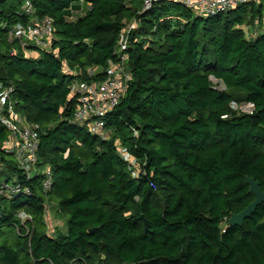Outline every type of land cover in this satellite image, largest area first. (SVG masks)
<instances>
[{
  "label": "trees",
  "instance_id": "1",
  "mask_svg": "<svg viewBox=\"0 0 264 264\" xmlns=\"http://www.w3.org/2000/svg\"><path fill=\"white\" fill-rule=\"evenodd\" d=\"M26 1L54 27L36 57L11 36L30 20ZM263 20L264 0L208 18L164 1L142 12V0H0V86L38 133L37 166L51 171L44 192L4 148L0 124V189L29 190L0 194V264H264V203L227 226L254 201L245 177L264 194ZM131 21V79L103 119V141L73 121L72 74L103 81ZM117 145L137 162L135 176ZM46 208L64 231H47Z\"/></svg>",
  "mask_w": 264,
  "mask_h": 264
},
{
  "label": "built area",
  "instance_id": "2",
  "mask_svg": "<svg viewBox=\"0 0 264 264\" xmlns=\"http://www.w3.org/2000/svg\"><path fill=\"white\" fill-rule=\"evenodd\" d=\"M173 2L192 11L202 18L217 16L226 13L236 7L257 3L259 0H142V12L148 11L158 2ZM23 13L30 17L25 25L17 24L11 31V36L17 39L26 55L32 52L49 51L54 38L53 22L45 17L37 20L34 11L28 1L22 7ZM75 13L69 19H74ZM137 27L136 21H131L118 34L116 42L117 61L109 60L103 71V81L85 82L77 80L79 73H73L75 80L70 87V95L76 100V109L73 113V121L79 126L85 127L87 132L106 141L110 138L109 132L104 128L103 121L105 115L109 113L119 102L131 79V74L126 67V53L128 47L127 35ZM85 75L91 78L98 73L96 68H88ZM12 88L0 86V124L8 131V140L4 144L7 152L13 155L17 167L27 178L41 177V188L44 192L50 189L51 171L48 167L40 169L37 166V151L39 145L38 133L34 127L29 125L24 118L15 111L11 101ZM244 112H249L251 105L241 108ZM136 135V132H134ZM118 156L128 165V168L135 176L139 171V166L126 148L117 145ZM1 172V167H0ZM2 189L8 190L12 195L20 192L29 194V190L24 188L20 191L18 186H8L3 184ZM0 189V194L2 192ZM46 224L51 227L58 225L50 219L48 209H45ZM18 218L23 222L30 219L21 212ZM49 228V226H48ZM50 231V229H48ZM52 231V228H51ZM69 264H88L84 261L73 260ZM103 264V263H100Z\"/></svg>",
  "mask_w": 264,
  "mask_h": 264
},
{
  "label": "water",
  "instance_id": "3",
  "mask_svg": "<svg viewBox=\"0 0 264 264\" xmlns=\"http://www.w3.org/2000/svg\"><path fill=\"white\" fill-rule=\"evenodd\" d=\"M245 184L248 186V193L254 196V201L250 203L243 211L238 214H232L227 219V226H241L244 219L248 218L255 210L256 206L264 203V194L259 190L257 183L252 179L245 177ZM138 220L143 222L144 231L148 232L149 226L148 222L144 219L143 216H140ZM135 221V220H134ZM90 264H97L93 259L90 258Z\"/></svg>",
  "mask_w": 264,
  "mask_h": 264
},
{
  "label": "rangeland",
  "instance_id": "4",
  "mask_svg": "<svg viewBox=\"0 0 264 264\" xmlns=\"http://www.w3.org/2000/svg\"><path fill=\"white\" fill-rule=\"evenodd\" d=\"M72 12H73V11H72ZM263 23H264V20H263ZM245 29H247V30H246V35H252V34L254 33V31H253V29H252L251 27H249V28L246 27ZM73 81H74V80H73ZM53 217H54V216H53V214H52V216H51V218H52V219H51L52 222H53V223H56V224L59 223V224H58V225H54L53 227H51L50 224L48 223V226H49L50 231H48V228H47V231H48L49 233H52V232H51V228L56 229V227H58V226H59L58 229H59L60 231H62V230L64 231V228H65V227H64V223H63L64 220H63L62 218H60V217H54V218H53ZM55 218H56V219H55ZM54 229H53V230H54Z\"/></svg>",
  "mask_w": 264,
  "mask_h": 264
},
{
  "label": "crops",
  "instance_id": "5",
  "mask_svg": "<svg viewBox=\"0 0 264 264\" xmlns=\"http://www.w3.org/2000/svg\"><path fill=\"white\" fill-rule=\"evenodd\" d=\"M262 31H264V23H263V25L261 26V27H259ZM259 29V30H260ZM258 30V31H259ZM30 56H33V57H36V56H38V52L37 51H35V52H32L31 54H30Z\"/></svg>",
  "mask_w": 264,
  "mask_h": 264
}]
</instances>
